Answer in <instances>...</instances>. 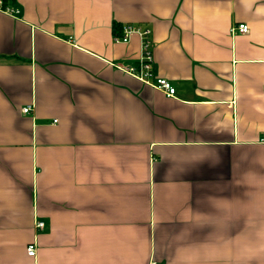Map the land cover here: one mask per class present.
Masks as SVG:
<instances>
[{
    "label": "crops",
    "instance_id": "crops-1",
    "mask_svg": "<svg viewBox=\"0 0 264 264\" xmlns=\"http://www.w3.org/2000/svg\"><path fill=\"white\" fill-rule=\"evenodd\" d=\"M4 2L0 264H264V0Z\"/></svg>",
    "mask_w": 264,
    "mask_h": 264
},
{
    "label": "built area",
    "instance_id": "built-area-1",
    "mask_svg": "<svg viewBox=\"0 0 264 264\" xmlns=\"http://www.w3.org/2000/svg\"><path fill=\"white\" fill-rule=\"evenodd\" d=\"M5 0H0V10L8 13L9 15H17L19 10L7 7ZM249 26L245 23H241L232 28L233 33L247 34L249 33ZM138 35L141 39V55L139 58L138 65L133 66H116L118 69L128 73L135 77L146 85L156 88L157 90L165 93L168 97H174L176 95V88L171 82L165 78L157 77L154 73L155 59L152 51V30L149 28L125 25L122 36H116V42L127 43L130 41L132 35ZM32 107L28 106L23 109L25 114H30ZM264 142V139H263ZM45 227L44 222H38L37 229L41 230ZM27 254L30 257L37 255L36 243H31L27 247Z\"/></svg>",
    "mask_w": 264,
    "mask_h": 264
}]
</instances>
